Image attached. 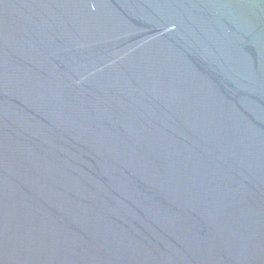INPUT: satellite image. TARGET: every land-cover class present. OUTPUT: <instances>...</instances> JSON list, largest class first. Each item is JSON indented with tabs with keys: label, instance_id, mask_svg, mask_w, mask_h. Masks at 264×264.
Here are the masks:
<instances>
[{
	"label": "water",
	"instance_id": "water-1",
	"mask_svg": "<svg viewBox=\"0 0 264 264\" xmlns=\"http://www.w3.org/2000/svg\"><path fill=\"white\" fill-rule=\"evenodd\" d=\"M0 264H264V0H0Z\"/></svg>",
	"mask_w": 264,
	"mask_h": 264
}]
</instances>
